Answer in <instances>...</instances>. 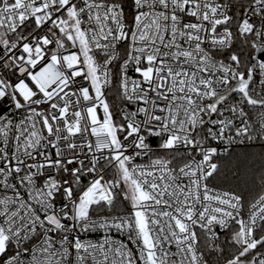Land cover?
<instances>
[{"label":"snow or ice","instance_id":"snow-or-ice-1","mask_svg":"<svg viewBox=\"0 0 264 264\" xmlns=\"http://www.w3.org/2000/svg\"><path fill=\"white\" fill-rule=\"evenodd\" d=\"M0 264H264V0H0Z\"/></svg>","mask_w":264,"mask_h":264},{"label":"trees","instance_id":"trees-1","mask_svg":"<svg viewBox=\"0 0 264 264\" xmlns=\"http://www.w3.org/2000/svg\"><path fill=\"white\" fill-rule=\"evenodd\" d=\"M237 151H240V149H237ZM255 151H258V149H256ZM234 163L235 162H233V164ZM232 168H233V165H230L229 168L226 169L227 178L223 182L224 188L235 187V186H240L241 188L254 187L251 160L248 161L247 166L241 165L240 169L237 171H233ZM255 168L257 169V171H255V183L259 184L260 173L258 171L259 169L258 159L256 160Z\"/></svg>","mask_w":264,"mask_h":264},{"label":"built area","instance_id":"built-area-1","mask_svg":"<svg viewBox=\"0 0 264 264\" xmlns=\"http://www.w3.org/2000/svg\"><path fill=\"white\" fill-rule=\"evenodd\" d=\"M112 235L115 239L123 240L125 243H127L129 245V247L135 248V246L133 244H131V242L128 240L126 234L113 232ZM84 238L91 239V240L102 239L103 233L102 232L101 233H91V234H88L87 236H85ZM173 250H175V249H173Z\"/></svg>","mask_w":264,"mask_h":264}]
</instances>
